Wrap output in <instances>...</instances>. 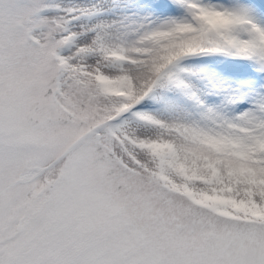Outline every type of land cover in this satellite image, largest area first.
<instances>
[{"label": "snow or ice", "instance_id": "obj_1", "mask_svg": "<svg viewBox=\"0 0 264 264\" xmlns=\"http://www.w3.org/2000/svg\"><path fill=\"white\" fill-rule=\"evenodd\" d=\"M0 264H264V0H0Z\"/></svg>", "mask_w": 264, "mask_h": 264}]
</instances>
